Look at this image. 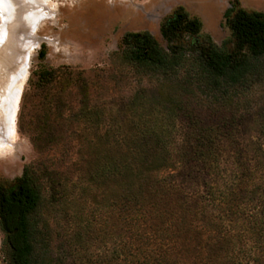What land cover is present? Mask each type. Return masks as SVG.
<instances>
[{"label":"trees","instance_id":"16d2710c","mask_svg":"<svg viewBox=\"0 0 264 264\" xmlns=\"http://www.w3.org/2000/svg\"><path fill=\"white\" fill-rule=\"evenodd\" d=\"M224 23L231 51L181 6L159 23L164 46L145 31L122 36L121 60L156 79V96L131 98L126 122L88 110L100 149L84 157L71 188L34 165L0 186L5 264H264V139L244 137L232 110L263 66L264 13L231 8ZM57 77L42 69L37 82ZM91 185L108 215L101 251L88 248L98 229L81 211L55 222L49 213Z\"/></svg>","mask_w":264,"mask_h":264},{"label":"rangeland","instance_id":"374dc122","mask_svg":"<svg viewBox=\"0 0 264 264\" xmlns=\"http://www.w3.org/2000/svg\"><path fill=\"white\" fill-rule=\"evenodd\" d=\"M9 1L16 13L9 22L0 15V34L5 33L0 38V98L8 96L4 91L8 75L25 53L29 56L16 103L13 137L5 135L9 125L0 107V139L9 145L0 150V186L11 183L24 166L34 165L55 172L61 183L71 188L82 171L84 157L100 149L101 130L94 128L91 115H85L88 110L96 107L105 119L110 115L126 122L128 112L124 108L131 98L140 95L151 100L156 96V79L137 72L119 56L125 33L145 31L164 46L159 23L181 6L200 20L202 33L231 51L233 40L224 13L237 7L264 13V0H39L36 6L31 0ZM262 64L257 81L232 108L235 117L242 114L247 127L243 136L251 139H264V133L255 126L264 125V61ZM42 69H57L59 77L40 86L37 76ZM224 115L227 117L228 112ZM170 122L175 130L170 135L178 140L181 122L176 118ZM99 192L100 188L91 185L81 194L74 190L73 198L63 203L49 206L54 222L74 211L96 222L93 227L98 232L91 234L88 245L96 251L104 248L99 229L108 219ZM44 194L47 201L46 190ZM1 240L0 231V264H5Z\"/></svg>","mask_w":264,"mask_h":264},{"label":"bare ground","instance_id":"6f19581e","mask_svg":"<svg viewBox=\"0 0 264 264\" xmlns=\"http://www.w3.org/2000/svg\"><path fill=\"white\" fill-rule=\"evenodd\" d=\"M39 0H31V5L36 6ZM15 9L9 0H0V15L3 18L4 22H9L10 18L15 15ZM25 21L26 18L22 16ZM5 37V33L0 34V38L3 39ZM0 39V40H1ZM2 41V40H1ZM0 41V42H1ZM29 56V52L25 53L22 58L21 63L18 65L16 70L8 75V83H6L4 91L8 96H1L0 98V107L4 110L5 114V123L9 125L7 128L5 135H14V130L12 124L14 123L16 103L18 100V96L21 91V86L23 85L27 73V64L26 59ZM28 63V61H27ZM9 145L1 138L0 139V150L6 149Z\"/></svg>","mask_w":264,"mask_h":264}]
</instances>
